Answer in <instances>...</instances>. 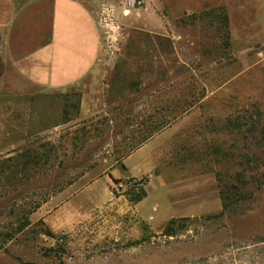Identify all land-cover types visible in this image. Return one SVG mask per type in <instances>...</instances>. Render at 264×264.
<instances>
[{
	"label": "rangeland",
	"instance_id": "1",
	"mask_svg": "<svg viewBox=\"0 0 264 264\" xmlns=\"http://www.w3.org/2000/svg\"><path fill=\"white\" fill-rule=\"evenodd\" d=\"M104 1L121 0H99L96 13ZM245 1L145 0L132 10L164 21L150 29L119 12L114 55L103 44L80 81L33 87L17 130L0 121V264H264V14ZM184 118L190 170L255 187L254 199L155 228L122 208L140 186L123 177L109 185L110 205L66 208L114 166L125 174L122 159L143 137Z\"/></svg>",
	"mask_w": 264,
	"mask_h": 264
},
{
	"label": "crops",
	"instance_id": "2",
	"mask_svg": "<svg viewBox=\"0 0 264 264\" xmlns=\"http://www.w3.org/2000/svg\"><path fill=\"white\" fill-rule=\"evenodd\" d=\"M98 1L0 0V121H6V130H17L18 115L32 102L33 87L63 89L99 64L103 44L96 22ZM249 4L264 14V0L242 2L243 7ZM123 8L119 12L130 27L164 25L158 15ZM186 124L187 118L179 120L133 149L121 162L125 174H117L119 167L114 166L69 197L66 208L74 207L83 214L110 205L109 185L114 178L145 177L143 198H128L122 208L130 209L147 225L162 229L172 219L221 212L215 174L190 170L195 159L188 153L194 149L180 141L188 131ZM181 151L187 155L182 156ZM102 177L107 180L101 190L96 184ZM65 195L61 193L60 198ZM120 204L121 197L111 202L114 207Z\"/></svg>",
	"mask_w": 264,
	"mask_h": 264
},
{
	"label": "built area",
	"instance_id": "3",
	"mask_svg": "<svg viewBox=\"0 0 264 264\" xmlns=\"http://www.w3.org/2000/svg\"><path fill=\"white\" fill-rule=\"evenodd\" d=\"M145 5V0H121L120 5L113 2L104 1L99 7L96 15V22L101 33L102 44H104L107 54L114 55L124 37V25L119 15V7L125 9L141 8ZM136 180H129L128 183L135 184Z\"/></svg>",
	"mask_w": 264,
	"mask_h": 264
},
{
	"label": "trees",
	"instance_id": "4",
	"mask_svg": "<svg viewBox=\"0 0 264 264\" xmlns=\"http://www.w3.org/2000/svg\"><path fill=\"white\" fill-rule=\"evenodd\" d=\"M222 8V7H221ZM223 20L224 21H228V15L226 13V11L223 14ZM153 132L147 134L145 137H143V139L139 142L138 146H140L141 144H143L144 142H146L149 138H151L153 136L152 134ZM137 146V147H138ZM136 147V148H137ZM135 149V148H134ZM130 180L132 178H129ZM223 178L221 177V175L219 173H217V180H218V184H219V188H220V196H221V200H222V205H223V210L221 211V214H223L224 212L228 211V210H235L237 205L246 202V201H250L251 199H254L256 196V191H255V187H246L243 186V188H239V186L237 185V180H235V182H233V184H230V180L229 182H224L222 180ZM229 179H231V176L229 177ZM120 179L114 178L113 181L115 183H117ZM134 180V179H132ZM146 181V178L143 177L139 180H136L135 184L140 185L138 189H135L134 187H131L125 194H127L129 196L130 200H140L141 198H143V196L145 195V189H144V183ZM239 181V179H238ZM243 184L245 183L244 180H242ZM256 189H258L256 187ZM235 205V206H234ZM177 219H172L169 223L168 226L171 227V224H173ZM168 235H172L171 234V230L167 229V231L165 230V234Z\"/></svg>",
	"mask_w": 264,
	"mask_h": 264
}]
</instances>
